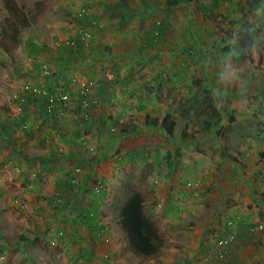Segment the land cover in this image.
Masks as SVG:
<instances>
[{"label": "rangeland", "instance_id": "rangeland-1", "mask_svg": "<svg viewBox=\"0 0 264 264\" xmlns=\"http://www.w3.org/2000/svg\"><path fill=\"white\" fill-rule=\"evenodd\" d=\"M116 1L0 0V7L9 16V20L0 22V121L33 103L42 112L39 122L44 135L39 140L64 138L56 126L72 132L80 128L82 135L70 138L88 147L84 156L91 160L101 157L96 143L86 146L84 130H91L95 113L100 115L96 119L109 123L106 133L99 132L98 141L105 149L106 141L111 140L107 135L126 128L131 133L129 140L136 142L138 155L142 151L146 155L143 162L133 160L131 169L127 166L132 171L128 175L133 174L138 181L136 191L143 195L145 211L157 226L163 248L157 259H141L126 247L123 235L95 244L90 257L84 248L88 239L69 245L59 228L39 237L37 244L19 242L21 235L29 237L31 233L21 228L25 226L21 223L32 215V206L12 203L11 227L5 229L2 221L8 211L3 209L9 207L3 203L17 197L16 189L23 187L11 171V179L3 182L6 188H0V264H183L193 259L191 264H199L203 256L195 258L197 247L201 252V242L206 239L210 251L215 248L220 235L228 234L226 224L230 220L243 223V231L249 225L259 229L250 246L238 241L236 264H264V130L251 124L264 118V63L259 69L240 66L236 53L238 33L245 28L253 34L256 50L264 48V0H126L124 13L112 15L114 9L107 13L101 7L103 3L116 7ZM21 20L25 24L21 25ZM74 46L79 50L73 56L69 48ZM28 87L49 91L54 95L53 102L67 95L69 104L57 103L53 112H46V103L43 107L42 101L35 100L40 95H30ZM87 89L90 100L97 103L84 122L80 95ZM186 110L191 114L190 128L185 126L187 119H182ZM164 113L178 121L173 136L146 124L147 116L160 118ZM208 115L214 118L209 134L203 127ZM116 121L119 124L114 126ZM23 123L18 130L28 134L32 123ZM184 129L189 131L186 138ZM200 130L204 132L200 136L191 133ZM210 134H215V141L207 146L205 138ZM184 148L189 149L188 154L203 152L206 156L211 150L213 155V163L207 156L201 178L187 182V188L200 195L213 184H220L212 204L226 197L229 219H220L215 227L211 220L217 206L210 204L208 210L197 198H189L186 205L181 188L170 191L168 200L172 204L165 205L166 194L151 190L161 182L176 187L173 178L176 173L182 174ZM113 154L115 161L119 160L120 155ZM10 166L11 162L0 171ZM76 172L79 174L81 168ZM105 187L108 189V184ZM174 211L178 213L174 220L160 218L167 213L173 217ZM5 245L9 251H2ZM106 245H115L116 252L107 250ZM34 250L39 252L34 254Z\"/></svg>", "mask_w": 264, "mask_h": 264}, {"label": "crops", "instance_id": "crops-1", "mask_svg": "<svg viewBox=\"0 0 264 264\" xmlns=\"http://www.w3.org/2000/svg\"><path fill=\"white\" fill-rule=\"evenodd\" d=\"M116 2V7H111L112 3L109 5L103 3L101 7L107 13H110V11L114 9L111 15L117 11L119 13H124V10L128 7L125 5L126 0H117ZM98 96L100 97L102 94H98ZM31 104L33 103L25 106V109L22 110L21 113L19 111H14V116L9 113L0 121V129L2 130V133H0V165L5 166L7 163H12L9 170L4 172L0 171V188H6L3 185V182L11 179L9 175V172L11 171L12 173L14 172V175H16L23 185L22 188L19 187V190L16 189L19 194L17 197L12 198L7 203L5 201L3 203L5 206L9 207V210L3 209L4 212L8 211L6 213L7 219L2 221L3 226L5 224V229L11 227L10 222L12 220V215L10 213L12 209L10 207L13 206L12 203H17L24 205V207L32 206V215L28 214L25 218L26 220L21 223L25 225L21 228H26L28 232L31 233H29V237L21 235L22 237L19 238V242L22 240L23 243L25 242L28 245L33 241V243L37 244L39 237L44 238L47 232L61 229L67 237L69 245L71 244L74 246L75 241H79L80 239L85 241L88 239V243L84 245V248L87 250L86 254L90 257L94 254L93 247H95V244L110 242V240L118 236L121 237L124 235L127 241V243H124L126 247L129 248L127 236L121 225L120 209L129 196H127V193L130 194L131 191H136L138 181L135 180L133 174L128 175V172L132 171H129L127 166L131 169V165H134L133 160L143 162L146 159V155L144 154L145 151H142L140 155H138L139 152L135 147L137 146L136 142L129 140L128 136L131 134L129 131H119L111 135L103 133V135H107L111 139L110 141H106L105 149L101 143H99L100 141H98L101 136L99 135V132L102 130L106 133L107 130L105 127L108 126L109 123L102 121L101 119H96V117L98 118L100 116L96 113L93 115L91 130L84 131L88 136V143L86 146L88 145L90 147L96 143L101 148V157L98 159L91 160V157H89V159L88 156L85 157L84 153H86L88 147L84 148L81 144L76 143V141L74 142V139L70 138L76 134L82 135L80 132L83 130L80 128L75 132H72L67 129L64 130L57 128L56 126L55 129L59 130L64 138L56 139L55 136H50L47 139L39 140L40 135H44L39 122L42 120V112H39L37 108ZM2 106L3 105H0V110ZM3 108L5 109L6 107ZM12 110L14 109L12 108ZM36 111H38L37 114ZM190 116L191 114L187 110L182 114V119H187L185 125L186 128H190L191 126L190 121H188ZM25 120L32 123L31 127H29V130L31 131H29L28 134H23L22 131L18 130L19 127L24 124L23 122ZM118 121L114 123V126L119 124ZM206 123L207 122L204 120L203 127L205 133L209 134L210 131L213 132L214 126L212 125L207 129L208 126ZM125 124L130 125L129 123ZM237 124H240L238 120ZM251 124H255L259 128H262V131L264 130L263 117ZM188 132L189 131L184 129L182 130V135L186 138L188 137ZM193 132H195V134ZM191 133L192 135L198 134L200 136V134H203L204 132L200 130L191 131ZM213 135L215 134H210L209 137L205 138V142L208 141L206 144L207 146L210 145V141L214 140L215 137H213ZM101 142H103V140H101ZM261 142V146H263L264 149L263 138H261ZM114 144H116V147L112 146ZM138 144L140 147L142 141ZM188 150L189 149L184 148L182 151V174L176 173L173 178V184H175L176 187L172 189V183L164 184L161 182L151 186V190L152 192L160 190L166 194V197H164L165 205H168V203L171 202V200H168V196L171 195L170 191H175L176 189L181 188L183 197L182 202L184 204L187 205L189 198H197L202 205H207L206 208L208 210V205L210 204L212 206H217L214 213L210 212L213 213V219L211 221L215 227L214 224H218L220 219H223V221H225V218L229 219V215H227V213H229V205L224 203L226 197L218 200V204H212V201H216V199H211L215 198L218 194L217 192L221 188L220 184L217 183L214 185L212 179L210 182L213 184V187L200 195L193 194L194 192L192 191L194 189L191 187L187 188V182L193 179H195L194 181H197L201 178L200 172L204 166H207L206 163H203V160L206 159L207 156L210 158V164L213 163L211 160L213 155L210 153L211 150L206 152V156L203 155V152L188 154ZM112 154L120 155L119 160L115 161L114 157L111 156ZM260 155L263 154L260 153ZM135 156L138 157V159H134ZM77 168H81L79 174L76 172ZM170 172L172 171L170 170ZM6 173H8V175L7 178L4 179ZM73 180H75V183H73ZM94 180L104 181L105 184H108V189L105 190L103 195L94 191ZM120 181L122 183H120ZM225 182L227 181L225 180ZM191 183L193 182L188 184ZM2 195L3 193L0 192V197ZM184 197H186V199H184ZM234 200H237L236 197H234ZM59 204L63 206V209L55 206ZM176 210L177 208H175V211ZM208 210L207 213L209 212ZM175 211L173 217L171 216V213H167L164 214V216L163 214L160 215V218L163 217L162 219L164 221H167L168 217L169 219L174 220L178 214ZM0 212L2 211L0 210ZM220 214L222 215L220 216ZM199 216V219L202 220V215ZM251 226L255 225H249L247 229ZM0 228L3 229L2 225H0ZM247 229H244L243 231L242 225L240 237L238 239V241L240 240L244 246H250L252 242H254L253 238L247 235ZM22 232L28 233L24 229ZM198 238H200V236ZM67 239L65 238L64 240L67 241ZM61 240L62 238H60V241ZM238 243L239 242H237L235 249L232 251L233 260L228 264H234L238 260L239 255L237 254V250L240 246V243L239 245ZM32 247L34 246H31V248ZM106 247H108L107 250L116 252L114 248L116 247L115 245L113 247L106 245L105 248ZM6 248H8L7 245L1 247L2 251H9V248ZM200 248L201 252L198 251L197 247L195 258H197V255L203 257L207 255L205 253L208 252L207 250L211 247L208 245L206 239H203ZM32 252L36 254L39 251L34 250ZM192 262H194V259L191 260V262L190 260H186L183 264H191Z\"/></svg>", "mask_w": 264, "mask_h": 264}, {"label": "trees", "instance_id": "trees-1", "mask_svg": "<svg viewBox=\"0 0 264 264\" xmlns=\"http://www.w3.org/2000/svg\"><path fill=\"white\" fill-rule=\"evenodd\" d=\"M7 20H9L7 12L2 7H0V22H6ZM20 24H25V21L21 20ZM226 41H222V43ZM237 43L238 44L236 53L237 57L241 59L240 66H251L254 69H259L260 66L264 63V48L262 50H256V43L254 41L253 34L251 33V31L245 28L244 31L238 33ZM77 48L78 47L75 46L69 48L70 54L74 56L75 52L79 50ZM225 51L227 53H230L229 48H225ZM35 100L42 101L44 107L45 100L38 98ZM212 115L214 116V114ZM207 117L208 119H206L205 122H207V129H209L212 126L211 120H213L214 118H211L209 115ZM46 118L52 120V117H50V115H48ZM146 119L147 125L156 129L164 130L168 137L173 136L175 127L178 122L177 119L173 118L172 115L169 113L162 114L160 118H149L147 116ZM82 120H85L84 122L88 121L84 118ZM123 131H127V129L124 128L121 130V132ZM93 183L95 190H97L103 195V193H105V190L107 189L105 187V183L99 180H94ZM61 208L63 209V206ZM120 216L123 231L127 236L129 248L131 249L133 254L141 259H157L160 254V250L163 248V239L159 234L156 224L147 215L145 211L143 196L139 192H130L127 200L121 206ZM242 225L243 223L236 224L234 220L228 221V223L226 224L228 234H223L224 236L220 235L221 237L219 238V240L221 239L227 241L229 235L233 236L232 241L228 244L227 247L226 258L225 260L217 258L216 244L214 245L215 248L213 247L211 252L210 249H208V252L205 253L207 254L205 255V258H208L211 261V263L209 264H226L230 263V261L233 260L232 251L233 249H235L238 239L240 237ZM255 230V226H251L249 229H247V235H249L251 238L254 237L257 233H259V231ZM203 259L204 258H201V262L199 264H206L203 263Z\"/></svg>", "mask_w": 264, "mask_h": 264}, {"label": "built area", "instance_id": "built-area-1", "mask_svg": "<svg viewBox=\"0 0 264 264\" xmlns=\"http://www.w3.org/2000/svg\"><path fill=\"white\" fill-rule=\"evenodd\" d=\"M26 90L29 92L30 95L32 96H39L37 97L38 99H43L45 100V103L47 104L48 103V106L45 104L46 106V110L47 112L51 113L53 112L54 110V106L55 104H69V97L67 95H61L59 97V99L56 100V102H53L55 101L53 96L49 91H46V90H42L41 89H34V88H31V87H28L26 88ZM81 96V102H80V110L83 114V118L88 120L90 118V114H89V110L92 109L93 107L96 106V103L97 101H93V100H90V94H89V90H84L82 92V94L80 95ZM50 102V103H49ZM51 105V106H49ZM73 183H75V180H73ZM97 191V190H96ZM259 228H262V227H259ZM256 230H259V229H256ZM255 230V231H256ZM233 239V236H229L228 240L225 241V240H218V243H217V258L218 259H222V260H225L226 258V255H227V247H228V244L232 241ZM204 259V263H211V261L208 259V258H205L203 257Z\"/></svg>", "mask_w": 264, "mask_h": 264}]
</instances>
